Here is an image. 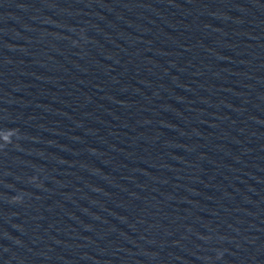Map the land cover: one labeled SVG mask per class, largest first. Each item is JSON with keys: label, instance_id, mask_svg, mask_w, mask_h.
<instances>
[{"label": "water", "instance_id": "95a60500", "mask_svg": "<svg viewBox=\"0 0 264 264\" xmlns=\"http://www.w3.org/2000/svg\"><path fill=\"white\" fill-rule=\"evenodd\" d=\"M0 264H264V0H0Z\"/></svg>", "mask_w": 264, "mask_h": 264}, {"label": "clouds", "instance_id": "9594fccd", "mask_svg": "<svg viewBox=\"0 0 264 264\" xmlns=\"http://www.w3.org/2000/svg\"><path fill=\"white\" fill-rule=\"evenodd\" d=\"M12 202H14V203H19L20 201H19L18 198H13V201H12Z\"/></svg>", "mask_w": 264, "mask_h": 264}]
</instances>
